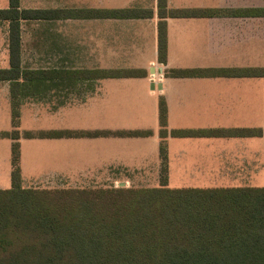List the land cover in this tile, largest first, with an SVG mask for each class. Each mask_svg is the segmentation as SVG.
I'll use <instances>...</instances> for the list:
<instances>
[{"label": "crops", "instance_id": "1", "mask_svg": "<svg viewBox=\"0 0 264 264\" xmlns=\"http://www.w3.org/2000/svg\"><path fill=\"white\" fill-rule=\"evenodd\" d=\"M19 5L20 9L60 12L57 19L21 20L23 65L29 58L50 64L43 68L146 73L144 77L91 81V95L84 104L107 115V125L100 130L150 133L144 137H103L108 166L161 169L159 100L163 98L169 131L165 139L168 186L173 179L182 178L188 180V187H264V131L259 132L264 130V81H259L264 78L165 77L169 70L264 68V0H167L168 10L215 13L166 18V65L158 62V0H19ZM8 7L9 0H3L0 9ZM126 9L150 10L153 16L109 15ZM136 92L134 97L148 104L143 105V118L118 113L127 100L133 101ZM233 129L248 132L229 133ZM173 130L226 133L173 137Z\"/></svg>", "mask_w": 264, "mask_h": 264}, {"label": "trees", "instance_id": "2", "mask_svg": "<svg viewBox=\"0 0 264 264\" xmlns=\"http://www.w3.org/2000/svg\"><path fill=\"white\" fill-rule=\"evenodd\" d=\"M214 11L168 10L158 0V62L167 63L166 18L205 17ZM264 13V12H261ZM57 10L20 9L9 0L0 9L8 23L9 67L0 68V82L9 83L14 127L26 100L68 99L83 81L144 77L136 70H66L24 67L21 20L57 19ZM117 18H150V10L109 13ZM264 78V68L169 70L165 77ZM64 105V102H60ZM161 138L160 186L153 188L34 189L21 185L19 131L13 139L12 185L0 189V264H264V187H168L166 101L159 100ZM262 129L259 132L262 133ZM247 130L233 129L231 134ZM223 130H173V137L225 134ZM39 138L138 137L141 131H70L39 133ZM28 139L34 138L30 132Z\"/></svg>", "mask_w": 264, "mask_h": 264}, {"label": "rangeland", "instance_id": "3", "mask_svg": "<svg viewBox=\"0 0 264 264\" xmlns=\"http://www.w3.org/2000/svg\"><path fill=\"white\" fill-rule=\"evenodd\" d=\"M2 2L3 0H0V6ZM7 25L6 23L0 25V68L9 66L8 41L6 42L8 40ZM48 66L50 64L42 59H24V67L33 69ZM259 81H264V79ZM91 85V81L81 82L77 90L69 94L65 101L61 97L43 101L26 100L20 107L19 123L17 127H14L11 117L9 83L0 82V189H8L12 185L11 174L14 168L12 146L16 141L5 134L13 130L19 131L20 136L17 140L19 143L18 164L23 188H119L123 182L125 188L160 186L161 170L144 171L108 166L107 151L101 144L103 137L95 139L88 137L39 138V133L54 130L92 132L91 129H96L94 131H105L100 129L106 127L107 115L101 112L96 113L95 107L84 104L91 95ZM136 95L138 92L133 95V101L127 100L128 102L123 104L118 113H130L134 119L143 118L141 117L143 105L148 107V104H144L143 101L139 102L143 98L138 99L134 97ZM60 102H64V105H60ZM145 118H150V116L146 115ZM26 132H30L34 138H26ZM138 151L134 150L135 153ZM132 157L131 154L130 158ZM173 181L168 187L208 188L185 186L188 180L182 178L173 179Z\"/></svg>", "mask_w": 264, "mask_h": 264}, {"label": "water", "instance_id": "4", "mask_svg": "<svg viewBox=\"0 0 264 264\" xmlns=\"http://www.w3.org/2000/svg\"><path fill=\"white\" fill-rule=\"evenodd\" d=\"M120 187H125V183H121L120 184Z\"/></svg>", "mask_w": 264, "mask_h": 264}]
</instances>
